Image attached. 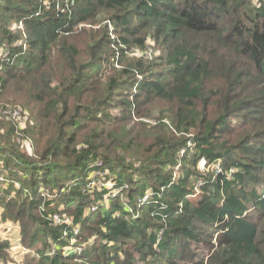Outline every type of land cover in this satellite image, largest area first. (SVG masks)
<instances>
[{"label":"trees","instance_id":"trees-1","mask_svg":"<svg viewBox=\"0 0 264 264\" xmlns=\"http://www.w3.org/2000/svg\"><path fill=\"white\" fill-rule=\"evenodd\" d=\"M48 1L0 0V108L33 145L0 117V215L36 263L264 264L261 0ZM98 170L122 190L89 212Z\"/></svg>","mask_w":264,"mask_h":264},{"label":"built area","instance_id":"built-area-1","mask_svg":"<svg viewBox=\"0 0 264 264\" xmlns=\"http://www.w3.org/2000/svg\"><path fill=\"white\" fill-rule=\"evenodd\" d=\"M58 1L59 0H50V1H48V4L51 2H58ZM72 2L73 1H71V3ZM261 2L264 4V0H261ZM133 53H131V54H133ZM0 55H2V56L7 55V51H3L1 49ZM0 112L2 113V115L6 119H10L15 123V126L17 127V131H21V130L25 129L26 124H27V117H26V113L23 112L21 109H18V108H12V109L0 108ZM192 148H193L192 143L189 141L187 143V146L180 150L179 154L182 155L183 153H185L186 149H188L189 151H192ZM96 165H98L99 167H101V166L103 167V164L100 161H97ZM210 167L213 170H215L217 173L221 171V167L218 163H214V164H212V166H209L204 158H199V160L197 162V168L201 172L208 171V169ZM3 179H5L3 177V174H0V181H3ZM88 179H89L87 181V189L88 190L92 191L93 189H96L98 192H101L102 189H104V188H106L108 190V192L105 194L104 200L99 201L98 204H91L90 205V207L88 208L89 212L97 211L99 209V206L100 207L101 206L107 207L108 198L117 196L122 190V187H116L114 177L109 176L108 172L105 170L93 171V173L88 177ZM107 181H111V185H108ZM16 184L18 185V183H16ZM200 184H201V181L199 180L197 182L196 187H198ZM152 195H153V192H151L150 189L146 190L144 195L138 199V203L143 204ZM51 218H52V221L54 224H56V225L66 224L67 226H72L73 234L75 235L78 233V230H79L78 226H74L72 223V219L67 217L65 214L54 213L51 216ZM66 234L67 233L65 232L64 235H66ZM0 238L3 240L9 241L10 247H9L8 251L13 248L12 247L13 244H12L10 238H3L2 236H0ZM83 246H84L83 244L78 243L77 238L72 237L71 239H69L68 244L62 247V251H63V254H65V255L80 254L84 248Z\"/></svg>","mask_w":264,"mask_h":264},{"label":"rangeland","instance_id":"rangeland-1","mask_svg":"<svg viewBox=\"0 0 264 264\" xmlns=\"http://www.w3.org/2000/svg\"><path fill=\"white\" fill-rule=\"evenodd\" d=\"M111 30V29H110ZM112 31V30H111ZM2 48H0L1 51ZM149 53V49L146 51ZM133 55H139L137 51H134ZM12 105V103H11ZM8 105V108L12 109L11 107L13 106H18L22 111L28 112L27 109L22 108L20 105ZM0 117L4 118L5 120H9L12 122L10 119H6L2 113L0 112ZM26 117H28L26 113ZM12 124H15L12 122ZM16 139L19 141L20 148L24 150L27 153H32L33 150V145H32V140L30 137H22L24 136L22 132L17 131L16 133ZM134 160V159H133ZM199 170V169H198ZM200 171V170H199ZM7 180V179H6ZM0 181V184H2L4 187V181ZM108 180V179H107ZM6 183V182H5ZM108 185H111V181H107ZM1 208H0V213H1ZM0 236L3 238H10L11 242L13 244V248L8 251V254L5 258V260L0 261V264H37L36 260L39 256V251L36 249H41L42 244L38 243L35 247L30 248L21 242V237H20V227L17 223L7 220V221H2L1 215H0Z\"/></svg>","mask_w":264,"mask_h":264}]
</instances>
